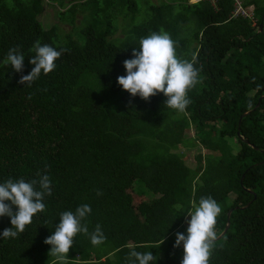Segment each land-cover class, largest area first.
Segmentation results:
<instances>
[{
    "label": "trees",
    "instance_id": "trees-1",
    "mask_svg": "<svg viewBox=\"0 0 264 264\" xmlns=\"http://www.w3.org/2000/svg\"><path fill=\"white\" fill-rule=\"evenodd\" d=\"M34 1L0 0V183L46 174L52 195L17 238H2L13 226L0 217V264H51L45 239L61 212L83 204L92 209L89 232L99 224L106 240L93 246L78 234L70 264H130L132 250L151 251L150 264H181L174 230L209 196L222 208L217 235L232 210L209 264H264V0H240L253 6L252 27L251 18L233 17L237 0L152 4L140 22L136 0H46L56 4L59 21L46 24L31 14ZM119 18L128 23L117 25ZM235 18L244 22L241 30L222 29ZM161 28L177 42L178 56H195L202 80L184 113L167 108L163 93L147 102L118 84L140 38ZM36 41L68 51L27 87L19 81L34 67ZM13 47L25 56L23 73L3 63ZM191 126L211 149L206 170L194 178L177 158L180 146L191 144L181 134ZM128 190L145 196L146 223Z\"/></svg>",
    "mask_w": 264,
    "mask_h": 264
},
{
    "label": "clouds",
    "instance_id": "clouds-1",
    "mask_svg": "<svg viewBox=\"0 0 264 264\" xmlns=\"http://www.w3.org/2000/svg\"><path fill=\"white\" fill-rule=\"evenodd\" d=\"M241 7L246 8L242 5ZM252 14L253 12L251 14L247 12V15L242 17L252 18ZM139 45V49H133L134 58L123 62L126 75L117 78L118 84L132 97L139 96L147 102H150L151 97L163 93L167 98L165 101L167 108L184 113L191 103L189 91L202 82L199 70L194 66L195 56L191 60L178 56L177 42L163 28L158 33L152 32L140 38ZM31 51L35 53L30 60L34 67L29 74L22 75L19 81L27 87H31L42 73L44 75L51 73L56 68L55 61L68 50H57L36 41ZM24 60L25 56L20 48L13 47L8 51L3 63L11 65L16 72L23 73ZM51 185L52 181L46 174L30 182L23 178L18 180L9 178L0 183V217H10L13 226L3 231V239L17 238L25 232L26 226L33 222L37 214L46 211L44 199L52 195ZM97 195L102 193L98 191ZM91 212L90 205L83 204L77 207L75 212L60 213V222L55 226L54 233L44 241L45 244L51 245L49 251L51 264H70L68 253L73 247L74 238L80 233L89 236L93 246L105 242L106 237L99 224L93 232H89L86 219ZM221 212V206L210 196L202 197L198 205L194 206V211L188 212L191 218L186 221L187 235L176 233L174 244L177 248L183 245L184 255L181 264H209L218 239L215 229ZM155 260L156 257L151 251L141 253L132 250L129 254L130 264H150Z\"/></svg>",
    "mask_w": 264,
    "mask_h": 264
},
{
    "label": "rangeland",
    "instance_id": "rangeland-1",
    "mask_svg": "<svg viewBox=\"0 0 264 264\" xmlns=\"http://www.w3.org/2000/svg\"><path fill=\"white\" fill-rule=\"evenodd\" d=\"M169 2L170 0H136L138 7L140 8L138 13L136 14V22L142 21L146 15V10L148 7L152 4L159 5L162 2ZM191 2H194V0H191ZM55 3L47 4L46 0H35L32 8L30 9L31 14L35 17V19L40 20L43 24L49 23V22H59L57 18L54 16L55 13ZM242 5V4H241ZM246 12L251 14L253 12V6H249L244 8ZM249 16V15H248ZM117 25L121 23H128V20L125 19H118ZM252 23H247L250 25L249 27H252L255 24V19L252 17L251 19ZM61 26L63 28H69L68 24H65L63 22H60ZM244 22L242 20H239L237 18L231 19L227 22H225L221 27L222 29H230V28H236L237 30H241L243 28ZM247 25V26H248ZM121 25L119 26V29L116 33L117 36L121 35ZM179 133V132H177ZM182 135H184L187 139L190 140V145L188 147L180 146V150L177 152V158L179 163H182L184 160L186 163L192 167L193 169L189 172H187V176L190 178H194L196 175H198L200 172H203L206 170V163L208 161V153L211 152V149L208 148L206 143L204 142V139L202 137L196 138L194 134V128L191 126L187 130L185 128L181 132ZM201 153L204 157L202 160H198L195 158L197 154ZM216 173V172H214ZM133 197V204L136 208V211L140 217V219L146 223V212L149 210L148 205L145 202V196H139L136 193H132L131 190H128ZM190 216L187 214L185 217V220L183 224L176 230H174L176 233H187V220H190ZM164 233H167L165 231Z\"/></svg>",
    "mask_w": 264,
    "mask_h": 264
},
{
    "label": "water",
    "instance_id": "water-1",
    "mask_svg": "<svg viewBox=\"0 0 264 264\" xmlns=\"http://www.w3.org/2000/svg\"><path fill=\"white\" fill-rule=\"evenodd\" d=\"M261 29H262V26L260 25V26H259V30L261 31ZM259 100H260V99H259ZM259 100H258L256 106L259 105ZM247 113H249V111L243 113V114L240 116V118H239V120H238V125H239V126H240V123H241V119H242V117H243L245 114H247ZM237 135L240 136V138H242V136L240 135L239 127H238ZM247 205H248V204H247ZM231 211H232V210H229V211H228V214H227V223H226V225H225V228L221 231V233H220L219 235H217V236H218V239H220V238L226 233L227 229L229 228V224H230L229 219H230V213H231ZM218 239H217V240H218ZM182 259H183V256H182ZM182 259H181V261H182Z\"/></svg>",
    "mask_w": 264,
    "mask_h": 264
},
{
    "label": "built area",
    "instance_id": "built-area-1",
    "mask_svg": "<svg viewBox=\"0 0 264 264\" xmlns=\"http://www.w3.org/2000/svg\"><path fill=\"white\" fill-rule=\"evenodd\" d=\"M238 14L247 15V12L245 11V9L243 7H241L239 0H237V2H236V8L234 11V15H238Z\"/></svg>",
    "mask_w": 264,
    "mask_h": 264
}]
</instances>
